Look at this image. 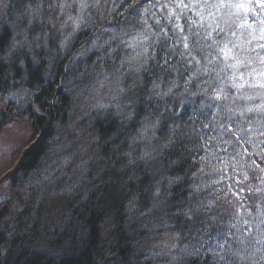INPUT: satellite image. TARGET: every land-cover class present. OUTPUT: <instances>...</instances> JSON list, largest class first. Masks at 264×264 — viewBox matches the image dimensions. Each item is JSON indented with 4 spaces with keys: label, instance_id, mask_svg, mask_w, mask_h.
<instances>
[{
    "label": "trees",
    "instance_id": "trees-1",
    "mask_svg": "<svg viewBox=\"0 0 264 264\" xmlns=\"http://www.w3.org/2000/svg\"><path fill=\"white\" fill-rule=\"evenodd\" d=\"M50 2L5 0L4 18L16 24L27 14V7L41 3L45 8ZM130 3L101 0L90 13V27L80 28L61 53L54 42H47L46 49H37L35 59L28 53L15 62L0 61V98L20 87L21 96L28 99L23 112L33 118L31 125L37 134L6 175L14 186L28 184L30 177L41 180L50 175L43 168L50 160L48 154L58 127L62 128L69 118L71 85L66 73L72 64L73 48L89 39L98 41L97 52L75 61L83 73V82L77 83L84 86L91 68L96 81L104 72L122 75L125 89L134 78L128 75L132 64L121 67L120 43L129 39L130 29L139 28L145 43L138 52L144 60L137 57L132 68L146 63L149 69L139 74V88L120 95V105L127 106L123 111L100 109L81 121L92 133L107 169L97 177L89 165L82 172L69 171L68 176L58 171L53 177L66 185L76 181L75 188L65 194L52 188L32 212L23 209L15 213L14 223L3 220L0 211V264H160L154 256L139 251V243L141 238L147 240L163 229L161 234H172L176 242L169 264H226L232 251L242 247L237 241L252 240L256 222L264 218V171L260 170L264 168V136L257 131L259 125L248 123V119H258V114L233 116L226 108L217 107L230 102L211 99L212 89L217 87L216 73L193 75L200 65L188 64L181 56L182 44L168 38L173 36L171 29L176 21L169 23L163 14L169 13L171 0H140L135 10L128 6ZM188 16L197 19L191 12ZM161 28L168 30V37L161 34ZM232 30H236L235 25ZM213 36L236 39L224 33ZM108 38L112 41L103 45ZM12 39V27H0V44L6 48ZM208 52L205 48L204 55ZM189 77L192 82L186 85ZM154 82L160 83L161 93H167L173 82L179 86L171 94L155 96ZM226 90L235 94V89ZM31 103L39 114L32 111ZM146 119L156 128L152 138L140 140ZM145 152L150 158L139 159ZM130 157L134 163H129ZM36 187L35 192L39 185ZM41 217L45 222H37ZM147 225L154 233L141 230Z\"/></svg>",
    "mask_w": 264,
    "mask_h": 264
},
{
    "label": "snow or ice",
    "instance_id": "snow-or-ice-1",
    "mask_svg": "<svg viewBox=\"0 0 264 264\" xmlns=\"http://www.w3.org/2000/svg\"><path fill=\"white\" fill-rule=\"evenodd\" d=\"M100 2L101 0H51L47 7L57 13L56 19L60 21V28L70 27L72 31L68 36H74L78 29L90 27L92 24L90 13ZM0 4H3V0H0ZM171 4L167 20L169 23L173 19L176 21L171 29L173 36L168 37V30L165 28H161V34L169 39H174L176 44H182L184 52L181 53V56L188 64L195 62L200 65L193 75L203 72L211 76L212 73H216L214 79L217 81V87L212 89L211 99L230 102L227 105L218 104L217 107L226 108L233 116L246 117L247 114H258V119L255 121L248 119V123L255 122L259 125L257 131L259 135L264 136V130H261L264 129V0H254V2L253 0H171ZM128 6L135 10L140 6V0H131ZM162 7L168 8V5ZM40 9L41 6L37 5L33 19L39 14ZM189 12L197 19L188 16ZM17 18L19 19V17ZM181 20H184V23H180ZM237 20L241 22L237 23ZM8 23L10 22L0 18V27ZM233 25L236 30H232ZM11 26L13 39L6 48L0 44V61L15 62L19 60L22 56L34 51V47L39 46L38 41L42 38L32 35L27 30H17L15 24ZM55 27L56 24L53 23V28ZM213 33H216L217 36L221 33L226 36L230 34L236 39L219 40L213 36ZM68 36L65 39H68ZM209 40L211 43H204ZM253 41L256 42L255 46H253ZM205 48L209 49L207 55H204ZM213 52L215 55L212 54ZM147 71L149 69L146 63L137 68H129L128 75L134 78L133 83L128 88L120 89V92H131L133 88H139V74ZM181 75L183 74L181 73ZM191 82L192 78L189 77L185 84ZM205 83L209 82L205 81ZM178 86L173 82L167 93H161L158 91L160 83L154 82L153 95L171 94L172 89ZM226 89H235V94H230ZM256 89L259 91H253ZM254 100H259V103H248ZM237 101L245 103L240 105ZM231 118L230 116L229 119ZM155 128L156 124L146 119L139 137L145 138L147 133ZM238 130L242 131L243 129ZM237 139L240 140L242 137L237 136ZM132 151L135 152V149ZM138 158H150V153L145 152ZM134 162V159L130 157L129 163ZM257 167L260 166L257 165ZM260 170L264 171V168ZM257 212H259V208H257ZM261 217H264V213H261ZM260 225H264V218H260L256 222V233L252 240L239 239L237 241V244L242 247L232 251L226 264H264V228H261ZM220 247L223 249L224 245L221 244ZM220 259L224 260L225 256H220Z\"/></svg>",
    "mask_w": 264,
    "mask_h": 264
},
{
    "label": "rangeland",
    "instance_id": "rangeland-1",
    "mask_svg": "<svg viewBox=\"0 0 264 264\" xmlns=\"http://www.w3.org/2000/svg\"><path fill=\"white\" fill-rule=\"evenodd\" d=\"M35 4L34 7H27V14H23L22 19L15 24L17 30H23L22 27H24V29L29 31L32 35L42 37L38 41L39 46H35L34 51L29 52L31 57L35 59L37 49H46L48 47L47 42H54L55 49L60 53L66 48L68 49V45L72 43L74 37L68 36L72 31L71 28L65 27L61 29L60 21L56 19L57 13L48 9L47 6L43 8L41 3ZM37 5H40L41 9L36 18L33 19V14ZM5 6V0H3V4H0V18L6 21L4 18L6 11ZM160 14H163L162 10ZM163 15L167 18L169 15L168 11L166 15ZM151 17L150 20L153 21ZM53 23L56 24L55 28H53ZM141 23H143L142 29L144 30L146 27L144 20ZM5 25H8L9 28L12 27V24L9 23ZM78 30L76 32H78ZM106 33H110L109 30H107ZM127 34H130L128 37L129 39H127V41L123 40L120 43L121 46L119 49L122 51L120 53V63L121 67H123L131 61L130 64H132V66L130 65V68H132L134 67L133 63L136 64L137 57L144 60L143 54L141 52L139 53L138 50H140L141 47L142 50L144 49L145 40L144 38L140 39L142 34L139 28L134 30L130 29V33ZM66 36H68V39H65ZM109 40L108 38L107 42L103 45L107 46L112 41ZM89 41H91V43H89ZM97 48L98 41L89 39L84 41L79 47L73 48L71 51L72 53H70L72 64L68 67L66 73V80L68 84L71 85L69 92L70 101L67 108L69 118L64 121L62 128L57 126L58 134H56L55 137V144L48 154L50 160H47V165L43 168V172L50 174L47 178L37 180L36 178L30 177L28 184L22 183L15 186L6 178V175L16 166L23 150L37 138V134L31 125L33 118L31 119L28 113L23 112L28 104V99L21 96L23 93L20 87L17 88L15 92L10 93L9 96L0 98V211L3 212L2 218H5L3 220L14 223L17 221L16 218H14L16 217L15 213L18 211L22 212L23 209H30L32 212V208L40 206L38 200L41 199L46 192H50L52 188L58 193L63 194L68 193L72 186L75 188L76 181H72L70 185H66V183H64L65 181L62 179H60V182L58 179H55L53 176L56 175L58 171L67 175L71 170L72 172L75 170L82 172L83 168L89 165L90 168L94 170L95 177H97V175H100L107 169L108 166L106 162L103 160L102 156H100L94 145L95 139L92 133H90L81 121H83L85 116L97 112L100 109L113 107L123 111L127 106L123 107L119 102L120 95L124 93L120 92V89H123L122 85L124 83L122 75L119 76L115 73L109 74L104 72L101 73L99 80L96 81V75H92V69L89 68V72L86 73L87 79L84 81V86L77 83L79 80L82 81L83 73L80 74V69L76 67L75 61L81 62L86 54L97 52L99 50ZM79 52L81 54L78 55L77 53ZM32 111L39 114V110H37L36 106L33 104ZM152 133V131L148 132L147 136L145 138H140V140L152 138L154 135H152ZM127 155H129V153ZM62 174L60 175L63 176ZM67 176L63 178L66 179ZM36 185H39L37 192H35L37 188ZM45 186L48 187L47 190ZM62 186H64L63 189ZM35 194L36 196H33ZM147 213H151V211ZM42 218L43 217L39 218L37 222H42ZM43 222H45V220ZM141 230L145 233H154L149 225L144 226ZM137 232H139V230H137ZM161 233L155 232V235L147 237V240L141 238L139 251L151 257L154 256L155 260L160 264H169L173 260L176 242L172 234L162 235Z\"/></svg>",
    "mask_w": 264,
    "mask_h": 264
}]
</instances>
